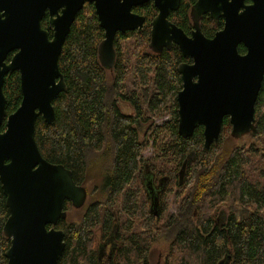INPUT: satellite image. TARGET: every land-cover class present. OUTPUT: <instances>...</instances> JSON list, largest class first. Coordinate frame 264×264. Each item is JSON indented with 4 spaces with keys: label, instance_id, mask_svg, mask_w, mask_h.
Returning a JSON list of instances; mask_svg holds the SVG:
<instances>
[{
    "label": "trees",
    "instance_id": "16d2710c",
    "mask_svg": "<svg viewBox=\"0 0 264 264\" xmlns=\"http://www.w3.org/2000/svg\"><path fill=\"white\" fill-rule=\"evenodd\" d=\"M195 1L181 0L168 16L187 34L192 30L189 12ZM133 11L145 17L143 27L116 33L112 68L102 67L98 60L104 31L93 4L86 2L77 13L58 58L66 89L52 101L55 120L52 124L41 116L36 120L40 153L49 162L69 169L77 184L84 183L95 165L104 181L101 191L114 194L103 200L104 207L111 206L113 200L125 204L123 196L131 187H144L131 176L163 177L157 195L158 216L152 215L149 206L146 209L145 240L123 234L121 240L126 242L115 264H150L153 244L159 239L168 244L161 253L162 264H264V76L255 103L253 131L237 138V143H229L233 137L225 116L218 143L204 149L201 125L189 137L177 133L176 95L182 88L177 67L191 59L185 58L176 44L158 53L149 49L150 23L157 14L153 2ZM41 24L51 36L47 13ZM222 26V19L212 20L208 14L200 21L206 37ZM238 51L244 53L245 47L239 44ZM3 92L9 115L22 98L18 71L5 76ZM118 99L129 101L134 112L141 114V122L149 121L142 116L147 112L168 119L153 130L149 123L140 132L133 126V117L120 111ZM147 147L156 149L146 154ZM183 163L185 176L178 192L172 193L171 185ZM5 199L0 184V264H8L4 253L10 246L2 231L9 214ZM93 201L97 198L91 195ZM84 207L87 213L81 218L70 202H64L65 210L72 214L55 225L64 232L65 242L58 264H96L90 230L97 213L89 205ZM92 207L96 208V203ZM141 217L138 214V220Z\"/></svg>",
    "mask_w": 264,
    "mask_h": 264
},
{
    "label": "water",
    "instance_id": "95a60500",
    "mask_svg": "<svg viewBox=\"0 0 264 264\" xmlns=\"http://www.w3.org/2000/svg\"><path fill=\"white\" fill-rule=\"evenodd\" d=\"M148 1L157 9L149 49L161 52L176 44L191 59L177 67L182 80L176 97L177 133L186 138L201 125L203 147L208 149L218 143L225 116L233 138L253 131L264 76V0H196L190 7L189 35L168 19L180 0H0V184L9 212L2 227L10 239L4 253L8 264H58L65 243L63 231L55 225L66 218L64 202L79 208L86 199L85 188L74 181L72 172L46 160L35 139L37 118L52 124V101L66 89L58 58L72 22L86 2L93 4L104 31L98 60L102 67L112 68L116 33L140 31L145 17L132 8ZM46 13L51 36L41 25ZM206 13L224 21L212 37L201 31ZM239 44L244 53L238 51ZM13 71L19 73L22 98L6 115L3 84ZM184 170L185 163L180 181Z\"/></svg>",
    "mask_w": 264,
    "mask_h": 264
},
{
    "label": "flooded vegetation",
    "instance_id": "af4514ba",
    "mask_svg": "<svg viewBox=\"0 0 264 264\" xmlns=\"http://www.w3.org/2000/svg\"><path fill=\"white\" fill-rule=\"evenodd\" d=\"M245 1L247 3L250 2V0H245ZM180 2H181V0H180ZM180 2H179V5H180ZM133 8H132V10H133ZM176 10H174V11H176ZM171 12H173V11H170L169 14ZM206 14H208V13H206ZM208 16H209V14H208ZM220 19L223 20V18H220ZM215 21H217V20H215ZM150 25H151V23H150ZM142 27H143V25H142ZM150 30H151V28H150ZM129 31H133V30H129ZM114 46H115V43H114ZM165 49H169V48H165ZM118 100H122V99H118ZM123 101H125V104H122L121 106L123 108L122 107L121 108L127 109L130 106L132 108V113L131 114H125L124 112H122L120 106L117 103L118 108L120 109V111L124 115L130 116L131 119L133 117V120H132L133 126H135V128L138 131H140V132L144 131L147 128V126L149 125V123H152V125H153L152 130L154 128V125L162 124V121H159L160 118L155 117L154 115H152L151 112H147V113L142 114L143 117L149 118V121L141 122V120H140L141 114L137 115L134 112L132 105L129 104L130 103L129 101H127V100H123ZM167 119H168V117H167ZM151 144H153V141H151ZM152 149H156V148L155 147H147V149L145 150V153L149 154L152 151ZM100 178H102V177H100ZM130 179L132 181L136 182L137 185H138V181H140V183H142L144 187H137V186L131 187L132 191L125 193L123 196L126 198L125 204L124 203L122 204L121 201L113 200L112 202H110L111 206H109V207H104L105 202L103 200L109 198L110 196H114V194L111 195L107 192L101 191V188L104 184L103 178L101 179V182L98 185H94L91 189H89L86 185L81 184L86 190V199H85V202H84L82 207L74 208V209H77V210L81 209L82 213L85 211L83 214L78 215L79 217L81 216V218H84L86 213H87L85 210L86 207H84V206L89 205L91 207V209H94L97 213L96 223L93 226V228L90 230L94 235V242L95 243L93 245V248H94V256H95L94 261L96 262V264H115L116 263L115 262L116 255H117V253H119L120 248L123 247L124 243L126 242V241L123 242L121 240V237L123 234H125V236L127 238L132 237V236H136V237L138 236L141 238L142 242L145 240V238L147 236V228L145 226L146 216H147L146 215L147 206H149V210L151 211V213L154 217L158 216L159 201H158L157 195L159 194V191H161V189L163 188V183H162V180L164 181L163 177L148 178L146 176H143L141 178H138L137 176H131ZM181 183H182V181H180L179 172H178V177L176 178L174 183L171 185L172 188H170L172 193L178 192V189L180 188ZM141 190H143V192H141ZM92 191H94V192H92ZM91 195L93 197H96L97 201L90 202V196ZM110 198L112 199V197H110ZM68 202H70V201H68ZM95 203H96L97 207L93 208L92 206ZM121 207L122 208L125 207L124 211H122ZM72 208H73V206H72ZM64 210H65V208H64ZM99 212H101V213H99ZM165 213H166V210H164V214ZM68 214H72V212L70 210H69V212L66 211V217L69 216ZM138 214H140L142 216L140 220H138ZM73 215H74V213H73ZM63 238H64V236H63ZM64 249H65V245H64ZM162 258H163L162 255L159 254L157 256V262H159V260L161 261ZM150 264H152V263H150Z\"/></svg>",
    "mask_w": 264,
    "mask_h": 264
},
{
    "label": "rangeland",
    "instance_id": "374dc122",
    "mask_svg": "<svg viewBox=\"0 0 264 264\" xmlns=\"http://www.w3.org/2000/svg\"><path fill=\"white\" fill-rule=\"evenodd\" d=\"M144 80L147 82V78H144ZM118 105L120 106V108L122 107V104H125V101L123 100H118L117 101ZM124 106V105H123ZM123 108V107H122ZM122 112H124L125 114H131L132 113V108L129 106V108L127 109H122ZM164 119H167L166 116H164L163 118H160L159 121H163ZM229 143H237L238 140L237 138H233L231 140L228 141ZM91 164V162H90ZM185 176V173H184ZM183 176V178H184ZM101 179L99 177V173H98V169L97 167H95V165H93V167L91 168L90 172L87 175L86 180L84 181L83 185H86L89 189H91L94 185H98L101 182ZM76 215H81L82 214V210L78 209L75 212ZM221 219L224 220V216L221 214ZM167 242L163 239H159L156 243L153 244V249L151 250L150 253V263L155 264L157 262V256L161 253H164L167 249ZM159 264H162V259L161 261L159 260V262H157Z\"/></svg>",
    "mask_w": 264,
    "mask_h": 264
}]
</instances>
